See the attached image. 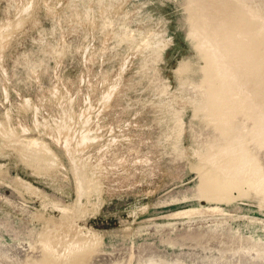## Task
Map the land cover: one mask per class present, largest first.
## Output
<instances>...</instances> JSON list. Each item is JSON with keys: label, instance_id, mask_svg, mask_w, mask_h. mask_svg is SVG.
Masks as SVG:
<instances>
[{"label": "rangeland", "instance_id": "374dc122", "mask_svg": "<svg viewBox=\"0 0 264 264\" xmlns=\"http://www.w3.org/2000/svg\"><path fill=\"white\" fill-rule=\"evenodd\" d=\"M229 1L264 33V0H0V264H264V125L206 35Z\"/></svg>", "mask_w": 264, "mask_h": 264}, {"label": "bare ground", "instance_id": "6f19581e", "mask_svg": "<svg viewBox=\"0 0 264 264\" xmlns=\"http://www.w3.org/2000/svg\"><path fill=\"white\" fill-rule=\"evenodd\" d=\"M229 2L231 4L230 3L227 4L226 2H223V8H219V9L216 8L213 12L215 16L222 15L223 20L225 22V26L220 27L218 26L219 24H217V21L214 18L210 19L206 25H208V28L211 31V33L209 35L208 30L205 29L206 35L208 37L209 42L216 46V50L219 52L218 55L219 56L221 55L220 63H222L221 65L222 67L220 69V72L230 77V79L232 80L231 82H233L236 85V88L244 92L246 96L245 98L248 99V102L252 106V109L257 113V115H259L264 125V39L258 38L259 36L264 38V33L259 35V32L256 29L258 28V23L254 22L252 24L248 20V18L244 16L240 7L237 6L235 2L233 1L232 2L229 1ZM233 12H235V14H233ZM195 13H196L195 14L196 20L202 18L204 15V11L199 6H197ZM248 31L252 32V36L247 40H245L246 36L244 34L247 33ZM83 140L87 141L88 138L83 137ZM42 152L43 153L40 156H37L36 159L46 158L45 157L46 151H42ZM223 167L227 169L242 168L231 165H226ZM253 176L255 177V175ZM83 190H84L83 185H81L79 188L80 197H82L83 195L82 193ZM67 229H65L67 232L72 231L70 229L68 230ZM64 234H66L65 231ZM83 237L84 236H82V238ZM84 239L86 238L84 237ZM49 243L54 247L56 241H54V239H51ZM64 243L66 244V242ZM64 243L61 244L63 245ZM62 245H61L62 248L60 247L62 253L66 252L67 250H71L70 247L65 245L62 246Z\"/></svg>", "mask_w": 264, "mask_h": 264}]
</instances>
